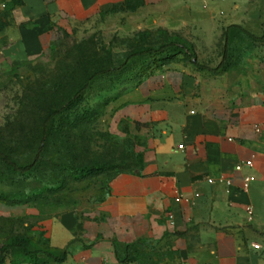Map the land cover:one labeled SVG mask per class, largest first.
I'll return each instance as SVG.
<instances>
[{
	"label": "crops",
	"instance_id": "crops-1",
	"mask_svg": "<svg viewBox=\"0 0 264 264\" xmlns=\"http://www.w3.org/2000/svg\"><path fill=\"white\" fill-rule=\"evenodd\" d=\"M122 11L142 26L197 29L220 61L180 55L132 77L116 104L139 143L138 168L118 174L99 202L27 222L19 235L32 250H68L64 263L45 264H264V44L243 47L232 71L209 70L231 27L264 36V0H0V68L42 57L59 29ZM8 242L0 238V253ZM5 264L33 263L16 250Z\"/></svg>",
	"mask_w": 264,
	"mask_h": 264
},
{
	"label": "rangeland",
	"instance_id": "rangeland-1",
	"mask_svg": "<svg viewBox=\"0 0 264 264\" xmlns=\"http://www.w3.org/2000/svg\"><path fill=\"white\" fill-rule=\"evenodd\" d=\"M141 23L133 13L122 11L72 31L59 29L56 43L42 57L16 68H0V150L26 167L43 149L41 163L30 175L13 173L0 161V196L6 198L0 201V238L19 235L27 222L32 225L99 202L118 174L138 168L139 143L118 114L116 101L148 58L132 62V76L95 80L76 108H65L96 69L117 68L138 51L170 43L187 45L196 57L214 65L220 61L221 50L212 51L211 39L198 35L197 29L165 28L153 20ZM145 33L144 39L139 37ZM223 43L220 39L218 46ZM55 110L63 111L43 141L44 120ZM96 163L110 168L101 175L80 174ZM24 215L29 217L21 218Z\"/></svg>",
	"mask_w": 264,
	"mask_h": 264
},
{
	"label": "trees",
	"instance_id": "trees-1",
	"mask_svg": "<svg viewBox=\"0 0 264 264\" xmlns=\"http://www.w3.org/2000/svg\"><path fill=\"white\" fill-rule=\"evenodd\" d=\"M7 18L8 16L6 13L0 14V33L7 25ZM147 35H148L147 33L139 34V37L144 39ZM177 40L178 42H182V38L180 37ZM249 41L252 43L251 46H249ZM225 43L226 46L223 52L222 63L217 69H209L214 73L229 72L232 71L237 66H239V64L243 62V58H244L243 56L245 53L244 51L245 48L243 47H247L249 50H253L255 43L264 44V36L262 38H257L249 34L242 27L236 26V27H231L225 33ZM186 46L184 45L182 47V45L178 43H170L159 49L141 50L130 55L125 61V63H123L121 66L117 68L96 69L93 74L89 75L86 78L85 83L79 86L74 97L69 101V103L66 105L65 108H69V109L76 108L83 101V95L91 88V85L95 80L106 76L130 75L132 73L130 65L136 59L142 57L148 58L146 61H144L139 65V68H136L138 69V72L135 75L137 77H144L149 75L154 70L160 69L166 62L180 55H184L185 59L195 62L196 56L192 54V52H190V50H188ZM131 80L132 78L130 79V81ZM62 111L63 110H55L49 113V115L44 120L43 141L50 136L52 131L50 126L54 124L56 118L62 114ZM42 153H43V149L41 148L34 162L29 166L22 167L16 164L8 155H6L2 150H0V161H2L5 164V166L9 169V171L13 173H17L21 175H30L34 171H36L38 166L40 165ZM109 168L110 165L108 164L96 163L89 168H86L84 170L82 169L80 171V174L82 176L101 175V174H105L109 170ZM4 200H6V198L0 196V201H4ZM16 250H21L25 254V256L29 258L30 262H32L33 264H45L47 263V261L48 262L52 261L55 263H64L67 260L69 254L67 249L62 251V250L52 249L50 247H45L41 250H32L31 240L28 237L16 235V236H11L9 238L8 244L1 249L0 264H5L11 252L12 251L14 252ZM40 254L45 255L47 258L45 260L40 259L39 258Z\"/></svg>",
	"mask_w": 264,
	"mask_h": 264
},
{
	"label": "built area",
	"instance_id": "built-area-1",
	"mask_svg": "<svg viewBox=\"0 0 264 264\" xmlns=\"http://www.w3.org/2000/svg\"><path fill=\"white\" fill-rule=\"evenodd\" d=\"M4 7H5V6H4ZM180 148L183 149V146H180ZM246 166L249 167V168H251V167L253 166V163H252V162H247V163H246ZM243 169H244V165H238V166L235 168L236 172H242ZM252 180H253L252 177H247V178L245 179V181H246V188L248 187L249 183H250ZM209 182H210V183H214V180H210ZM178 201H180V199H178Z\"/></svg>",
	"mask_w": 264,
	"mask_h": 264
}]
</instances>
